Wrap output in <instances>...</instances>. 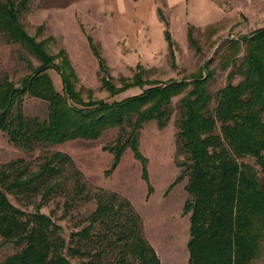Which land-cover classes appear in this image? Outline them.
Wrapping results in <instances>:
<instances>
[{
    "label": "trees",
    "instance_id": "1",
    "mask_svg": "<svg viewBox=\"0 0 264 264\" xmlns=\"http://www.w3.org/2000/svg\"><path fill=\"white\" fill-rule=\"evenodd\" d=\"M34 1L0 0V31L40 63L34 66L28 60L32 72L19 85L7 76L0 82V131L7 133L13 143L32 150L36 144L97 140L105 130L129 124L132 130L128 137L120 136L109 148L115 153L112 170L119 166L129 145L145 166L148 159L138 148L139 131L151 121H156L160 129L165 128L173 114L174 97L191 88L180 100L178 135V150L186 156V189L191 196L184 207V212L190 214L189 264H251L264 242V27L242 38L246 57L216 94L214 109L208 88L214 72L208 63L190 79L167 83L144 79L139 65L132 82L127 84L123 78L121 87H117L94 46L100 70L105 74L103 87L112 96L133 87L143 91L122 101H85L76 88L77 75L65 50L51 54L48 41H37L21 23V13ZM158 12L165 23L171 59L175 61L170 24L163 10ZM188 40L201 51L192 27L188 29ZM51 70L61 75L63 92L55 88ZM235 75L242 77L237 84L233 82ZM25 96L47 102L48 118L25 115ZM42 159L37 172H31L23 159L11 164V171L0 172V236L2 244L18 247L0 264H73L70 255L93 257L89 264H94V258L102 259L120 248V264H128V257L140 264H162L143 237L139 217L128 202L118 204L117 195L106 199L100 196L97 209L87 217L89 225L71 234V244L52 217L40 210L31 213L16 206L10 193H42L44 200L59 193L67 198V210L84 198L86 185L80 181L81 171H75L78 179L72 190L64 189L58 180L66 166H75L69 154L46 153ZM144 176L149 181L146 168ZM128 207L131 212L124 210ZM97 225L101 226L100 231H95Z\"/></svg>",
    "mask_w": 264,
    "mask_h": 264
},
{
    "label": "rangeland",
    "instance_id": "2",
    "mask_svg": "<svg viewBox=\"0 0 264 264\" xmlns=\"http://www.w3.org/2000/svg\"><path fill=\"white\" fill-rule=\"evenodd\" d=\"M56 2L36 0L21 13L20 20L37 41H48L47 48L51 54L65 50L77 75L76 88L85 101H122L143 91L133 87L112 96L103 87L105 74L100 70L94 46L109 67L111 79L117 87H121L123 78L127 84L132 82L139 65L143 68L144 79L167 83L190 79L208 63L214 72L208 85L213 96L211 108L214 109L216 94L228 84L230 73L235 72L246 57V43L242 38L264 27V0H208L206 5L186 0L180 7L169 6L167 0H156V13L152 11L137 36L111 33L106 18L116 17H111L110 11V7L116 5L114 1L109 3V10L105 7L108 10L105 14L101 9L102 1L79 3L71 12L45 10L47 5L52 6ZM97 4L100 15L96 9L94 13L85 11V8L90 10ZM158 8L163 10L170 24L169 30L175 41V61L170 56L166 27L157 13ZM189 27L193 28L201 51L191 46ZM28 60L34 66L40 64L23 46L8 41L0 31V82L7 76L19 85L32 72ZM50 74L55 88L63 92L61 75L55 70ZM241 79L240 75H235L233 82L237 84ZM190 89L174 97L173 114L165 128L160 129L156 121H151L139 131L138 148L148 159L145 166L129 145L119 166L112 170L115 153L109 148L117 143L120 136L128 137L132 130L129 124L107 129L97 140L78 139L60 145L36 144L32 150L13 143L7 133L0 131V172L11 171L10 165L20 159L25 161L24 165H28L31 172H37L44 154L61 151L69 154L75 165V169L71 165L66 166L64 174L58 178L63 188L72 190L75 187L78 179L76 169L82 172L80 181L86 185L84 198L77 200L69 210L65 206L66 196L59 193L47 200L43 199L42 193L28 196L10 193V200L27 212L40 210L52 217L61 227V235L71 244V234L89 225L87 217L97 209L100 196L106 199L117 195V203L128 202L131 211L139 217L143 237L155 249L162 264H189L190 214L184 212V207L191 196L186 189V156L178 150V135L181 127L180 100ZM23 109L29 117L48 118V103L44 100L25 96ZM250 162L254 163L253 160ZM145 168L149 181L144 176ZM124 210L129 212L130 208ZM94 229L100 231L101 226ZM2 240L0 236V263L18 251L14 244H2ZM121 249L111 251L102 259L94 258V264H120ZM70 259L73 264H89L93 257L70 255ZM128 264L140 262L128 257ZM251 264H264V242Z\"/></svg>",
    "mask_w": 264,
    "mask_h": 264
},
{
    "label": "crops",
    "instance_id": "3",
    "mask_svg": "<svg viewBox=\"0 0 264 264\" xmlns=\"http://www.w3.org/2000/svg\"><path fill=\"white\" fill-rule=\"evenodd\" d=\"M95 1H102L101 9L103 10L104 14L109 10V3H111L112 1L116 2V5H112V7H110L111 17L116 16L114 17L115 19L111 18L110 20V18H106L108 19V24H110L111 26V33L114 34H118V32H121L125 35L132 34L134 36H137L138 32L141 31L143 22L147 20L152 11L156 13V0H54V2L56 3L52 6L47 5L45 7V10L56 9L60 11L71 12L77 9V6L80 5L79 3H94ZM195 1H200L203 5L208 2V0ZM185 2L186 0H167L168 5L171 7H180L184 5ZM105 7L106 9L108 8V10H105ZM95 9L98 10L97 12L100 15L99 4H97L96 7L93 6V8L90 10L88 8H85V11L94 13ZM159 9L161 8L157 9V13H159Z\"/></svg>",
    "mask_w": 264,
    "mask_h": 264
}]
</instances>
